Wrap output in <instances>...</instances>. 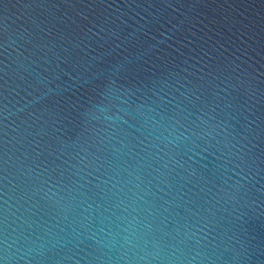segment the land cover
<instances>
[{
  "label": "water",
  "instance_id": "water-1",
  "mask_svg": "<svg viewBox=\"0 0 264 264\" xmlns=\"http://www.w3.org/2000/svg\"><path fill=\"white\" fill-rule=\"evenodd\" d=\"M0 264H264V0H0Z\"/></svg>",
  "mask_w": 264,
  "mask_h": 264
}]
</instances>
